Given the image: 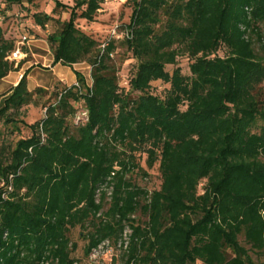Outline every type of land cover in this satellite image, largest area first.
<instances>
[{
  "label": "trees",
  "instance_id": "16d2710c",
  "mask_svg": "<svg viewBox=\"0 0 264 264\" xmlns=\"http://www.w3.org/2000/svg\"><path fill=\"white\" fill-rule=\"evenodd\" d=\"M53 1L33 24L55 25L54 64L91 76L31 89L27 70L0 93V264H92L128 227L121 264H264V0H127L129 22L102 43L78 20L96 21L105 0ZM7 12L0 81L32 52L30 29L8 37ZM32 104L43 115L29 123Z\"/></svg>",
  "mask_w": 264,
  "mask_h": 264
},
{
  "label": "rangeland",
  "instance_id": "374dc122",
  "mask_svg": "<svg viewBox=\"0 0 264 264\" xmlns=\"http://www.w3.org/2000/svg\"><path fill=\"white\" fill-rule=\"evenodd\" d=\"M65 3L73 4L74 0H62ZM127 0H105L102 8L98 12L96 21L88 22L85 19H79V27L87 32L88 34L96 37L101 43L107 41V39L112 38L116 31L119 34V30L123 25L129 22L132 8L126 4ZM53 0H37L34 5L25 3L23 5L12 4L7 5L2 0H0V9H8V22L6 25L9 27L8 37L18 39V37L30 29L29 32L33 35V38L29 42L31 49V54L29 60L24 62L19 70L11 72L3 81L0 82V93L7 91L13 83L23 77L25 72L28 70V84L29 87L35 88L38 86L53 90L60 84H71L77 80L76 71H80L87 79L90 80L91 67L87 63H79L72 67L64 66L60 63L54 64V57L52 46L47 39V35L54 31L55 25L49 24L45 29L38 28L33 24L32 14L36 11H45L52 13L54 8ZM56 18L62 17L67 18V12H58L55 14ZM25 25H28L25 27ZM116 34V35H117ZM130 55L126 53L124 48H118L115 58L118 62L125 56ZM24 58V55H19L16 59L19 61ZM135 63V60L131 57L127 58L122 64V69L126 72L129 71ZM179 66L182 67L184 73H189V59L186 56H182L178 61ZM172 66L169 69L172 70ZM18 84V83H17ZM163 87V85H161ZM43 115L40 106L30 105L23 110V116L29 123H33L39 120ZM23 135L29 133V130L23 128ZM21 134L17 132L12 133V138L17 139ZM153 174H157V169H151ZM160 183L159 176L155 175L151 182L147 184L150 187H157ZM145 218L143 217V220ZM73 239L78 241V251L77 255L82 257L83 248L85 242L79 236V229L73 231ZM121 256L118 257L117 264H121ZM105 264H109L107 259Z\"/></svg>",
  "mask_w": 264,
  "mask_h": 264
},
{
  "label": "built area",
  "instance_id": "2783aa9c",
  "mask_svg": "<svg viewBox=\"0 0 264 264\" xmlns=\"http://www.w3.org/2000/svg\"><path fill=\"white\" fill-rule=\"evenodd\" d=\"M114 34L116 35V31H114ZM117 37L120 36V34L116 35ZM21 44H23V41L19 42V45L17 46L15 52L10 57L11 59H15L19 55L25 54L21 50ZM18 61V60H17ZM88 117V111L82 110L77 114V121H79L82 118L87 119ZM131 229L128 227L125 229L123 234V239H121L117 244H114L111 240H105L103 241L97 248H95L92 253L90 254L89 260L92 264H105L104 261L107 259V262L109 264H113L115 258H118L120 256V252L122 249H127L129 244V238H130Z\"/></svg>",
  "mask_w": 264,
  "mask_h": 264
},
{
  "label": "crops",
  "instance_id": "0c3cea01",
  "mask_svg": "<svg viewBox=\"0 0 264 264\" xmlns=\"http://www.w3.org/2000/svg\"><path fill=\"white\" fill-rule=\"evenodd\" d=\"M4 79H5V78H4ZM4 79H3V80H4ZM3 80H1V81H3ZM1 81H0V82H1ZM18 82H19V81L17 80L15 83H13V85H12V86H15V85H17V83H18Z\"/></svg>",
  "mask_w": 264,
  "mask_h": 264
}]
</instances>
